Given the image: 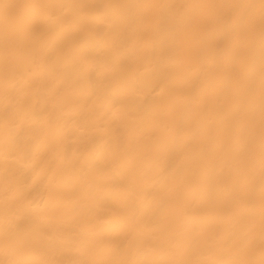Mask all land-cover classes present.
Listing matches in <instances>:
<instances>
[{
  "label": "bare ground",
  "instance_id": "6f19581e",
  "mask_svg": "<svg viewBox=\"0 0 264 264\" xmlns=\"http://www.w3.org/2000/svg\"><path fill=\"white\" fill-rule=\"evenodd\" d=\"M3 3L0 264H259L261 0Z\"/></svg>",
  "mask_w": 264,
  "mask_h": 264
},
{
  "label": "snow or ice",
  "instance_id": "6c2138e0",
  "mask_svg": "<svg viewBox=\"0 0 264 264\" xmlns=\"http://www.w3.org/2000/svg\"><path fill=\"white\" fill-rule=\"evenodd\" d=\"M261 6H262V10H264V0H261ZM0 7H2L3 9V19L5 22V30L7 32L8 22H9L8 10L12 8L13 5L9 3H3L2 5H0ZM262 225H264V215H262ZM261 236H262L261 253H262V257H264V227H262ZM36 264H44V262H36ZM221 264H225V262H221ZM232 264H254V262L253 261H234L232 262ZM259 264H264V258L260 260Z\"/></svg>",
  "mask_w": 264,
  "mask_h": 264
}]
</instances>
